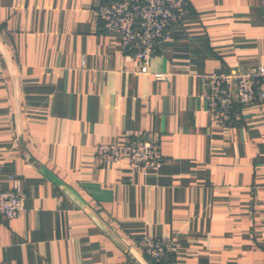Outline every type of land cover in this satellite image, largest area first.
<instances>
[{
  "label": "crops",
  "instance_id": "crops-1",
  "mask_svg": "<svg viewBox=\"0 0 264 264\" xmlns=\"http://www.w3.org/2000/svg\"><path fill=\"white\" fill-rule=\"evenodd\" d=\"M104 1L0 0V190L25 196L0 264H150L138 240L167 235L163 264H264V101L215 126L202 78L264 65L260 0H189L150 73L99 29ZM142 134L164 156L146 174L95 156Z\"/></svg>",
  "mask_w": 264,
  "mask_h": 264
},
{
  "label": "built area",
  "instance_id": "built-area-1",
  "mask_svg": "<svg viewBox=\"0 0 264 264\" xmlns=\"http://www.w3.org/2000/svg\"><path fill=\"white\" fill-rule=\"evenodd\" d=\"M264 7V0H260ZM189 0H105L98 8L99 29L117 34L124 53L139 59L140 71L150 73V61L159 47L172 37L173 27L182 21L189 10ZM155 77L166 79L168 74L156 72ZM207 91L203 94L215 126L228 128L237 121L240 106L264 101V65L245 71L202 75ZM95 156L102 162L117 163L127 157L133 170L148 173L164 162L159 140L142 134L125 144L100 142ZM25 196L14 190H0V219L16 218L24 210ZM138 245L150 264L173 262L179 248L170 235L142 236ZM126 249L128 258L120 264H142ZM149 264V263H148Z\"/></svg>",
  "mask_w": 264,
  "mask_h": 264
},
{
  "label": "water",
  "instance_id": "water-1",
  "mask_svg": "<svg viewBox=\"0 0 264 264\" xmlns=\"http://www.w3.org/2000/svg\"><path fill=\"white\" fill-rule=\"evenodd\" d=\"M142 264H146L144 261L140 260Z\"/></svg>",
  "mask_w": 264,
  "mask_h": 264
}]
</instances>
